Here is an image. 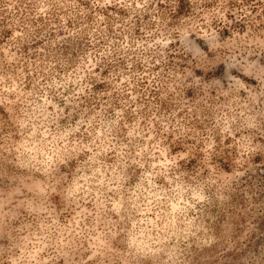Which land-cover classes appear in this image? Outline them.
Returning <instances> with one entry per match:
<instances>
[{"label": "rangeland", "instance_id": "1", "mask_svg": "<svg viewBox=\"0 0 264 264\" xmlns=\"http://www.w3.org/2000/svg\"><path fill=\"white\" fill-rule=\"evenodd\" d=\"M0 264H264V0H0Z\"/></svg>", "mask_w": 264, "mask_h": 264}]
</instances>
